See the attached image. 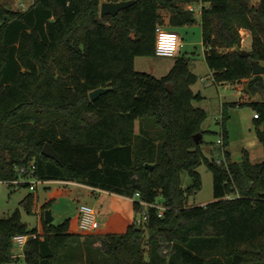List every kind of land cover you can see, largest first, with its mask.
Instances as JSON below:
<instances>
[{
    "label": "trees",
    "instance_id": "obj_1",
    "mask_svg": "<svg viewBox=\"0 0 264 264\" xmlns=\"http://www.w3.org/2000/svg\"><path fill=\"white\" fill-rule=\"evenodd\" d=\"M102 2L34 0L21 11L0 1V180L18 177L19 166L35 161L40 179L76 180L115 194L108 226L83 232L79 210L57 224L45 220L70 185L56 183L40 206L29 193L21 204L28 212L40 207L39 225L29 229L19 208L0 218V263L17 259L14 238L29 234L27 264H100L103 254L110 264H264V160L253 162L246 151L233 161L226 152L221 164L202 151L207 116L194 104L201 95L192 89L197 74L188 57L177 54L159 78L135 65L137 56L156 55L158 25L175 31L193 24L196 11L189 6L198 3L214 80H247L246 91L263 97L264 75L252 73L251 60L264 62L257 17L264 19V0H135L116 15L101 13ZM243 29L252 38L246 56ZM98 87L109 89L91 99ZM244 103L259 115L264 150V98ZM46 144L61 161L43 153ZM202 163L213 173L214 199L190 205L188 197L201 187ZM184 171L193 178L188 186ZM137 192L150 202L161 197L162 216L149 207V218L138 225L143 207L125 199ZM84 237L89 248L99 241L102 251L85 254Z\"/></svg>",
    "mask_w": 264,
    "mask_h": 264
},
{
    "label": "rangeland",
    "instance_id": "obj_2",
    "mask_svg": "<svg viewBox=\"0 0 264 264\" xmlns=\"http://www.w3.org/2000/svg\"><path fill=\"white\" fill-rule=\"evenodd\" d=\"M0 1L14 10L21 11L27 9L34 2V0ZM194 5L199 6L198 3H194ZM176 29H178L182 40V49L179 54L189 58L193 71L197 74V80L193 85V90L195 92L200 91L201 97L199 100H195L194 104L203 107L206 111L207 118L203 123V127L207 129V131L204 133L203 142L201 143L202 151H204L205 155L210 159L213 157L221 158V164L228 160L226 152L229 155V159L234 161L242 160L246 151L249 152L251 161H263V145L258 138L256 132L257 123L253 115L255 110L249 103H244L253 98L263 99L262 95H250L249 92L246 91V80L238 82V90L233 84L227 86L214 84L213 72L210 71L208 63H206L205 60L206 46H204L202 40L203 28L201 27L200 11L196 10V21L193 22V24L178 26ZM248 43H250L249 38H247L246 44ZM242 48L250 49L243 45ZM176 57L141 55L135 58V65L138 71H147L159 78L170 71L174 66ZM262 64L264 65V62H262ZM201 77L204 78V80H201ZM232 102L237 104L233 105ZM224 105L228 108V118L225 121L228 141L225 145V151H223V148L217 143L222 131V111ZM138 128L139 120L137 121V131ZM198 169L201 173V187L188 197V204L190 205L206 204L214 199L213 173L211 169H209L205 163H202ZM182 182L184 186L192 184L193 178L188 171L182 173ZM56 186H58V184L40 182L37 189L31 191L27 185L0 182V218L9 216L14 210L19 208L22 214V220L27 224L29 229L38 226L40 214L39 206L50 197L55 191ZM69 188L70 191L61 193L56 197V200L52 201L50 209L54 216L53 221L55 224L67 217L74 216L79 210L78 206L85 203L95 207L98 221L101 226H108L111 206L110 202H107L109 198L107 194H101L100 192L80 186L76 187L75 185ZM29 193H33L36 196L39 205L35 207L33 212H28L21 204L22 199ZM159 202H162L161 197L159 198ZM193 244L194 242H191L185 246L192 248ZM82 247L84 246L82 245ZM202 247H204L203 244L200 248ZM99 250L102 251L101 249ZM79 251L80 249H78V252ZM13 252L19 256L17 259L2 262L0 264H27L21 245L15 243ZM93 255L96 256L95 253H93L92 256ZM101 260L100 264H110L104 254Z\"/></svg>",
    "mask_w": 264,
    "mask_h": 264
},
{
    "label": "built area",
    "instance_id": "obj_3",
    "mask_svg": "<svg viewBox=\"0 0 264 264\" xmlns=\"http://www.w3.org/2000/svg\"><path fill=\"white\" fill-rule=\"evenodd\" d=\"M111 1H120V0H111ZM190 10H201V7L198 5H192L189 6ZM157 29V39H156V55H161V56H176L177 53L180 50V45H181V35L179 32L168 30L165 27L158 25ZM254 117H259L257 112H254ZM217 143L223 148V151H225V146H224V135L221 132L220 137L217 140ZM216 162L220 163L222 162L221 158H215ZM227 162V161H226ZM225 162V163H226ZM36 169L37 165L35 161H32L26 165L19 166V176L14 178V179H9V180H0V182H6L9 184H22V185H27L31 191H35L38 187V184L40 182H49L52 184H63V185H70V186H80L82 188H87L92 191H97V192H104L105 190L94 187V186H89L85 185L83 183H80L76 180H67V179H56V180H43L40 179L36 175ZM126 199H130L131 201H134L138 199V203L140 206L143 207L142 212L138 214L136 217V223L138 225H144L145 221L149 218V207H155L158 211V214L162 216L164 211L167 209L166 205H164L161 202H150L146 200L145 198L142 199L140 196V193L137 192L134 196H127L125 197ZM79 229L83 232H92L97 230L101 224H99L98 218H97V213L96 209L93 206H90L89 204L82 203L79 206ZM29 234H18L15 236L14 240L15 243H18L22 247L26 244ZM33 236H36V234H33ZM15 256H17L15 254Z\"/></svg>",
    "mask_w": 264,
    "mask_h": 264
},
{
    "label": "water",
    "instance_id": "obj_4",
    "mask_svg": "<svg viewBox=\"0 0 264 264\" xmlns=\"http://www.w3.org/2000/svg\"><path fill=\"white\" fill-rule=\"evenodd\" d=\"M135 0H120V1H111V0H104L101 3V9L100 12L105 14V13H110L113 15L118 14L122 8H125L131 4H133ZM259 23L261 27H264V19L257 14ZM241 54L243 56L249 55L250 54V49H244L240 48ZM252 62V73L254 75H264V65L261 62H258L254 59L251 60ZM169 91H172L173 87L169 83L168 84ZM109 89V87H98L89 92V96L91 99H95L99 95L103 94L106 92V90ZM195 138L197 141L201 140L203 138V134L200 132L195 133ZM43 153L51 158H56L57 160L61 161V156L54 151L49 144H46L43 148ZM146 166L149 168H153V164L146 163ZM45 220L47 223H51L54 220V216L52 215V211L50 208L46 209L45 211Z\"/></svg>",
    "mask_w": 264,
    "mask_h": 264
},
{
    "label": "crops",
    "instance_id": "obj_5",
    "mask_svg": "<svg viewBox=\"0 0 264 264\" xmlns=\"http://www.w3.org/2000/svg\"><path fill=\"white\" fill-rule=\"evenodd\" d=\"M198 11H200V10H198ZM200 13H201V11H200ZM176 29V28H175ZM176 31L178 32V29H176ZM242 35H243V39H242V45L244 46V47H249L250 49H251V47H252V45H251V40H252V38H251V33L249 32V30H247V29H243L242 30ZM247 38H249L250 39V43H248V44H246V42H247ZM181 47H180V50H179V52L177 53V54H179L180 53V51H181V49H182V40H181V45H180ZM176 57V56H175ZM192 70H193V68H192ZM210 71H212V70H210ZM193 72H195V71H193ZM213 72V71H212ZM201 80H204V78H202L201 77ZM213 81H214V84L215 85H225V86H227V85H229V84H233V85H235L236 86V88H237V84L238 83H231V82H229V83H218L217 81H215L214 80V77H213ZM247 81V80H246ZM206 82V81H205ZM192 89H193V86H192ZM237 90H238V88H237ZM194 91V90H193ZM198 92H200V91H198ZM239 93V92H238ZM263 98H264V96H263ZM253 99H255V98H253ZM252 100V99H251ZM255 100H257V99H255ZM249 101V100H248ZM234 102H238V101H234ZM234 102H232V103H234ZM241 102H243V101H241ZM224 107H225V105H224ZM224 107H223V109H224ZM222 113H223V111H222ZM203 129L204 130H206L207 131V129H205L204 127H203ZM234 161V160H233ZM77 187V186H76ZM101 194H107L108 196H109V198L107 199V202H110V206H111V196L112 195H115V194H113L112 192H107V191H104V192H100ZM126 199V198H125ZM128 199V198H127ZM126 199V200H127ZM130 200V199H129ZM131 201V200H130ZM94 207V206H93ZM111 210H112V206H111ZM98 218V217H97ZM109 218V217H108ZM100 224V223H99ZM101 227H104V226H101ZM107 227V226H106ZM85 241V242H84ZM88 241V239L87 238H80V244L81 245H83L84 247V253L86 254L87 252L89 253V252H91V254H93V253H95L96 252V254L99 252V246L101 245V243L99 242V241H95V242H93V245L91 246V248H89L88 247V245H89V242H87ZM83 242V243H82ZM79 242H76L75 241V244H78ZM18 256V255H17ZM19 257V256H18Z\"/></svg>",
    "mask_w": 264,
    "mask_h": 264
}]
</instances>
